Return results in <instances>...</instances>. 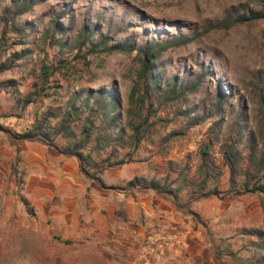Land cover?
Listing matches in <instances>:
<instances>
[{"label":"rangeland","instance_id":"obj_1","mask_svg":"<svg viewBox=\"0 0 264 264\" xmlns=\"http://www.w3.org/2000/svg\"><path fill=\"white\" fill-rule=\"evenodd\" d=\"M12 1L0 0V66H6L0 72V264H260L264 194L254 189L264 184V164L250 161L247 147L255 134L263 156L264 19L215 25L230 13L264 12V0H37L16 20V27L34 25L23 35L6 23ZM65 6L59 21L75 27L62 46L48 28ZM100 14L114 27L116 42L189 36L188 44L161 54L165 76L194 77L199 63L211 73L185 99L132 103L137 52L69 48L82 21L95 24ZM45 68L52 71L48 77ZM219 82L228 100L216 116L205 117ZM102 88L118 98L109 114L120 121L99 144L100 117L94 99L88 106L85 100ZM73 105L79 112L59 133ZM188 116L201 123L190 127ZM89 118L98 128L81 150L82 163L60 151L83 140ZM39 124L36 138L16 137ZM121 127L123 141H117ZM227 148L239 159L233 183ZM134 178L157 181L167 192L133 188Z\"/></svg>","mask_w":264,"mask_h":264},{"label":"trees","instance_id":"obj_2","mask_svg":"<svg viewBox=\"0 0 264 264\" xmlns=\"http://www.w3.org/2000/svg\"><path fill=\"white\" fill-rule=\"evenodd\" d=\"M37 0H13L9 7L5 9V14L7 16L6 23L8 25L9 22H13L12 26L16 27V20L22 16L23 14L32 10L33 6L36 4ZM67 14L66 6L60 12V14L56 15L52 20H50L48 34L54 39L57 40L62 46L64 45V36L72 30L75 26L73 24L65 27L60 21L59 18H63ZM10 17V19H9ZM264 19V12L263 11H256V10H249L242 14H233L230 13L227 18L219 21L215 28H230L237 24H244L255 22L257 20ZM131 24V23H129ZM122 26V25H121ZM18 34H24L26 29H34V25L31 23L25 25H19L16 27ZM106 28V30H105ZM114 27H111V24L105 22L104 17L100 14L99 18L97 19L95 24L89 22L87 20H83L81 24V28L78 34L75 36L71 44L69 45L70 49L78 48L82 50L83 48L87 49L86 54H94V53H115V52H137L141 58V69L138 74L137 80L134 82L130 100L132 103L136 104H147L149 103L150 107L152 105L153 100H157L160 104H164L170 102L172 100L179 101L181 99H185L189 94L195 93L199 90L200 85L204 82V78H207L208 74L211 73L210 67L205 64L199 63L200 67V74L194 75V77L186 78V74L183 77H179L176 74H172L170 76H165V72L161 71V65L158 64L159 58L161 54L166 51L171 46H181L186 45L190 42V37L186 35L180 36H173L167 37L165 36L162 40L156 39H143L141 43L136 44L132 37H127L122 41L116 42L115 37L113 35ZM213 28H211L212 30ZM104 30V31H103ZM116 30V28H115ZM117 31V30H116ZM115 31V32H116ZM28 33H26L27 35ZM6 66H0V72L5 70ZM51 69L45 68L43 70V74L48 77L50 74ZM52 72V71H51ZM218 94L216 97V102L213 104V110L211 109L210 112L204 111L205 117L208 116H216L218 112L221 111L222 106L228 100L226 98V94L223 89L222 83L219 82L218 85ZM94 94V95H93ZM93 95V96H92ZM94 103L93 112H97L96 116L100 117V125L101 131L98 135V143L100 144L104 140L109 141L110 135H108L109 130L113 127L118 128V123L120 121V115H110L109 112L115 110L119 106V100L114 95L113 91H109L106 89H99L95 93L90 92L89 96L85 100L86 106H88L89 101L91 99ZM259 103H260V111H261V122L264 130V90L260 89L259 92ZM79 112V109L76 108L75 105L71 106L67 109L63 120L62 125L59 130V133H62L66 129H68V123L70 119ZM116 112V111H115ZM183 115H188L186 112H182ZM189 118V126H197L201 123V117L195 116ZM240 127V124H237ZM37 131L26 132L24 134H19L18 138L20 139H34L37 136L41 135L40 131L43 129V124H39L37 126ZM93 128L97 129V125L95 124L94 120L91 118L86 120L85 125L81 130V134L83 136V140L79 142V144L72 146V148L65 151H60L62 154H68L72 156H76L80 159L83 163V155L81 150L84 148V145L87 140H90L93 135ZM242 128V127H241ZM100 129V128H99ZM125 131L124 128H120L118 131L117 141H123V132ZM244 130L240 131L242 134ZM48 141L46 143L50 146L56 147L54 142L52 141L50 135H44ZM264 137V132L262 134ZM133 138L139 140L140 139V131L139 127L133 126ZM248 149L249 159L252 162H255L257 166H263L264 164V151H262V157L258 156V149L256 148V136L255 134H250L248 138ZM233 147V146H232ZM263 147H264V140H263ZM100 147L97 148L100 149ZM208 146L203 149V153L207 154ZM226 156V160L229 162L230 170L232 173L231 182H234L233 174L235 173L237 163L239 159L236 153L230 148H227V151L224 153ZM240 158V157H239ZM81 163V165H82ZM262 164V165H261ZM82 171L86 174L87 171L82 169ZM129 185L133 188L140 187L143 189H153L160 192H167L163 189L157 181H148L147 179L143 178H134L129 182ZM165 190V191H164ZM255 192H261L264 194V184L261 183L257 185L254 189ZM219 191L213 189L211 194L217 195ZM171 194V192H170ZM260 264H264V259L259 260Z\"/></svg>","mask_w":264,"mask_h":264}]
</instances>
